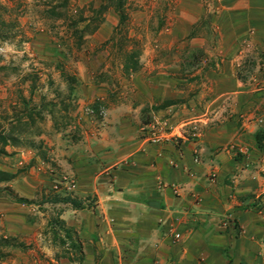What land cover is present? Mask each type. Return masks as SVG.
<instances>
[{"label":"crops","instance_id":"0c3cea01","mask_svg":"<svg viewBox=\"0 0 264 264\" xmlns=\"http://www.w3.org/2000/svg\"><path fill=\"white\" fill-rule=\"evenodd\" d=\"M213 2L203 10L191 0L179 14L180 34L207 22L190 37L194 48L209 46L200 47L208 67L190 73L189 91L176 85L184 73L169 64L154 71L159 64L144 50L131 78L139 85L126 101L107 103L102 126H88L92 142L70 168L80 205L60 203L57 213L81 243V264L97 255L112 257L109 264H264V0ZM243 63L252 70L243 73ZM137 97L167 118L176 138L148 140ZM17 211L20 204L0 197L8 235L22 233Z\"/></svg>","mask_w":264,"mask_h":264},{"label":"rangeland","instance_id":"374dc122","mask_svg":"<svg viewBox=\"0 0 264 264\" xmlns=\"http://www.w3.org/2000/svg\"><path fill=\"white\" fill-rule=\"evenodd\" d=\"M198 1L203 10L208 7L205 0ZM207 1L218 7L219 0ZM63 2L0 0V65L7 66L0 71V130L8 140L0 153V169L8 175L0 182V197L20 204L23 211L17 213L24 220L16 236L0 227V264H81L67 259L79 251L70 239L81 243L71 229L70 238L64 237L57 214L63 198L73 199L70 168L92 142L88 126L96 130L104 124L107 103L126 101V90L139 85V79L131 78L139 72L144 50L148 53L143 57L151 54L159 64L154 71L168 70L169 64L184 73L176 84L179 90L189 91L190 73L208 67L207 51L200 47L209 44L194 48L190 42L197 26L204 31L206 20L178 31L179 25L185 26L179 14L191 0H68L61 6ZM99 25L103 28L97 34ZM247 41L243 48H250ZM132 60L134 71L126 68ZM239 66L243 73L252 70L248 63ZM140 99L141 131L166 121ZM157 107L163 106L152 110ZM16 189L27 190L28 198ZM3 219L0 213V223ZM109 260L113 258L94 257L95 264Z\"/></svg>","mask_w":264,"mask_h":264},{"label":"trees","instance_id":"16d2710c","mask_svg":"<svg viewBox=\"0 0 264 264\" xmlns=\"http://www.w3.org/2000/svg\"><path fill=\"white\" fill-rule=\"evenodd\" d=\"M67 2H68V0H64V4L63 5H61V6H65L66 4H67ZM120 3V2H119ZM118 3V4H119ZM105 8V5H103V6H101L100 8H99V11H101V10H103ZM84 21V20H83ZM80 38H82V36H80ZM135 61V60H134ZM133 60L131 61V64L130 65H128V66H126V68H130V70L131 71H134L136 68H137V64H136V61L134 62ZM7 68V66H5V65H0V71H3V70H5ZM7 142H8V140H7V138L3 135V131L2 130H0V153H4V150H3V146L5 145V144H7ZM7 177H8V175H7V173L5 172V171H3V170H1L0 169V182L1 181H6L7 180ZM63 200H66V202H68V203H70L73 207H78L80 204H79V202H77V201H75V200H73V199H71V198H68V197H66V198H63ZM18 201L19 202H25L26 200L25 199H21V198H19L18 199ZM56 219H57V217H56ZM59 221V220H58ZM62 223V222H61ZM63 225V224H62ZM50 226H51V229H52V232L54 233V235H55V231L53 230V225H51L50 224ZM62 231L64 232V237L65 238H70V230L69 229H67V228H63L62 229ZM71 241H70V246L71 247H73V249H77V250H79L78 251V256L76 257V258H74V259H71V258H69V257H67V259L69 260V261H76V262H81L82 261V259H83V254H82V251L80 250V248H81V246H80V244L78 243V242H74L75 240H73V239H70Z\"/></svg>","mask_w":264,"mask_h":264},{"label":"built area","instance_id":"2783aa9c","mask_svg":"<svg viewBox=\"0 0 264 264\" xmlns=\"http://www.w3.org/2000/svg\"><path fill=\"white\" fill-rule=\"evenodd\" d=\"M191 130L194 131L195 127L194 125L191 126ZM147 138L151 142H157L161 139H170V138H176L177 135L174 132L173 127L167 124L166 121H155L153 124L149 126V129L147 130ZM212 178V177H210ZM172 191L174 193H177L178 187L171 186ZM169 231L171 232L174 239H177L179 237V234L177 232L172 231V225L169 224Z\"/></svg>","mask_w":264,"mask_h":264}]
</instances>
